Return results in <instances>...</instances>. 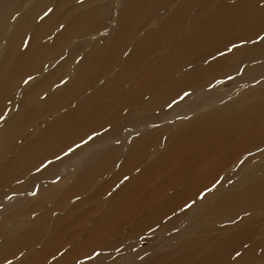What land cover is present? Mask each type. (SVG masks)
Here are the masks:
<instances>
[{"label": "bare ground", "instance_id": "obj_1", "mask_svg": "<svg viewBox=\"0 0 264 264\" xmlns=\"http://www.w3.org/2000/svg\"><path fill=\"white\" fill-rule=\"evenodd\" d=\"M49 7L53 12L38 20L37 16ZM60 24H64L63 29ZM256 27L258 17L253 18L241 0H83L81 4L76 0H0V114L8 112L7 118L0 121V195L9 187L13 191V184L26 176H33L31 173L48 160L53 147L64 143L73 147L93 132L96 135L89 143L75 150L73 157L62 160L63 164L67 162L65 166L54 164L56 167H47L54 168L53 173L47 168L39 173L47 186L32 205L28 206L31 200L26 202L22 212L30 213L47 200L48 206H41L47 220L68 202L67 194L77 188L83 190L82 186L100 173L102 160L106 165H118V174L113 176L117 179L125 170H131L132 179L138 175L119 202L118 213L124 206L135 214L154 202L158 204L160 191H174L180 180L190 182L205 175L210 180L218 179L240 149L236 135L242 119H252L263 110L264 94L263 101L249 107L243 103L249 99L247 91L264 86L263 81L253 83L264 77V45L247 44L245 49L224 56H217L216 50L224 51L229 40L252 35ZM22 38H30L23 53ZM246 63L252 66L246 65L242 76L250 83L238 100L237 94H221L213 99L219 90H200L208 72ZM28 75L35 79L25 85L23 80ZM61 79L68 83L60 85ZM190 89L197 92L172 105L179 91ZM45 93L46 99L41 100ZM9 100L11 103H7ZM237 105L241 107L235 115L232 109ZM224 114L226 117L219 122ZM148 152H152V163L143 167L132 164ZM59 176L62 178L53 182ZM116 182L110 181L100 189L107 194ZM194 183H190L191 190ZM14 192L19 200L25 197L18 189ZM106 194L100 193L97 198ZM178 195L172 197V203L183 201L184 197ZM71 205L68 202L64 206L68 217L54 219L49 245L57 242L62 234L58 228L76 212L78 206ZM87 217L81 213L72 226L85 222ZM25 224L19 239L8 236L0 245V261L14 255L23 244L33 242L37 235H30L31 230L44 223L31 216ZM17 228L2 234L13 235Z\"/></svg>", "mask_w": 264, "mask_h": 264}, {"label": "rangeland", "instance_id": "obj_2", "mask_svg": "<svg viewBox=\"0 0 264 264\" xmlns=\"http://www.w3.org/2000/svg\"><path fill=\"white\" fill-rule=\"evenodd\" d=\"M23 52L21 51V53ZM251 63H246L244 66L241 65V67L231 68L230 70L224 69L216 72H208L204 77L205 81L202 83L203 87L200 90H219L220 92L218 94L212 96L213 99L221 94L230 95L231 97L237 94L238 100L241 94L248 90V84L250 83L248 79H245V76H242V69L246 65L252 66L253 63ZM13 67L14 64L9 67L8 72ZM262 78L264 77L256 78V81L253 82L254 85L258 84V82L262 83V81L264 83V79ZM186 92L189 95L183 99H180L176 95L175 99L177 102L172 105L174 106L184 102L193 95V92L195 93L197 91L190 89L186 90ZM178 93L180 95L183 94L181 91ZM263 94L264 86L263 88L258 87L254 91H247L249 99L243 104H249V107L259 100L263 101ZM232 99L229 98V101L234 103L235 99L231 101ZM240 107V105H237L232 111L235 113ZM261 109L263 110L252 119H242V124L237 130L238 132L236 131L238 134L236 136L239 137L237 140H239L238 146L240 149L236 152V157L232 160L233 163L227 164L224 170L222 169L219 173L218 179L210 180L209 175H205L203 178L195 177L190 182L180 180L178 182V188L174 191L172 189L160 191L161 199L158 204L154 202L135 214H130L128 210L131 209H127L125 206L122 212L120 211L121 213L117 212V208L119 202L122 201V198L128 194L129 188L132 187L131 183L137 180L138 175L132 179L134 175L131 173V170H125L123 171L125 173L121 174L120 177L118 175V180L116 177H113L118 174L115 171L118 165L114 167V162L106 165V162L102 160L101 170L98 171L100 173L92 176L93 178L90 179L92 182L89 181L85 187L82 186L84 188L83 190L77 188L67 194L68 196L66 197L68 198L69 204L78 207L73 217L69 218L67 222L64 221L60 228H58L59 230L61 229L62 234L57 242L51 246L49 243L54 233L53 221L55 218L68 217V209L66 210L67 212L64 211L66 209L64 206L66 205L67 207L68 202L58 207L52 213L53 216L50 213L49 216L51 217H48L47 220L44 219L45 214H42L44 210L41 207L42 205L48 206L47 200L40 203L42 205H37L30 211V213L34 212L31 215L30 213L22 212L21 208L30 200L32 202L28 206L32 205L34 199H39L42 191L47 186L43 183L46 180L44 178L42 179L39 175L41 171H47L48 166L56 167L54 164L62 165V160L67 157H73L75 150L82 148L95 136L92 135V139H86V142L70 147L72 151H68L69 143L57 145L58 147L55 148L53 147L52 149L54 150L51 152L49 158H47V161H51L50 164H47L40 171L31 173L33 176H26V179L19 181V184H13L12 188L15 187L13 191L9 187L4 195H0V245L6 241L8 236H12L13 239H19L24 226L26 227L25 223L32 216L36 220L39 218L42 219V223L44 224L40 225L37 229L31 230L30 235H37L33 242L23 244L17 250L15 249L16 252L14 255L7 256L8 259L12 260V264H76L77 260L81 261V264H264V173H262L264 172V105ZM224 117H226V114L220 118L219 122H222ZM228 146L225 151L226 153L229 152L232 144ZM63 151L64 153H62ZM254 153L256 154L255 157ZM122 154H125V152L123 151ZM150 154L152 155V152H148L140 161H135L132 164H138L141 167L149 165L153 161ZM258 154L261 155L259 156ZM120 162H123L122 159ZM65 164L63 165L65 166ZM130 168L132 169L134 167ZM52 170L54 168L48 169V171H51L50 173H53ZM243 171L246 173L244 174ZM104 173L105 175H103ZM260 174H263L262 177ZM61 176L53 182H57L62 178ZM125 177H128V179L125 180ZM197 179L201 180L198 182ZM110 181L117 182L112 185L113 187L106 194V191L100 189V187L107 185ZM190 183H194L192 190L189 188L191 186ZM238 186L241 188L239 189ZM205 188H209L211 191L206 192L203 198H200L199 193L204 192ZM17 189L24 192L22 196L25 197H19L20 200L17 197L18 195L15 194L16 192H14ZM121 189L123 194L114 197V194ZM32 192H35L36 195H30ZM104 192L106 194L105 197L97 198L100 193L103 194ZM175 192H178L179 195ZM72 193L74 194L71 195ZM183 194H187V196ZM94 195L96 196L94 197ZM177 195L182 198L184 197L183 201L172 203V197ZM73 196L76 197L70 199ZM6 197H10V199H6ZM89 197L93 198L88 204H85L84 201H87ZM223 198H225V201ZM10 200H13L15 203L11 204ZM8 202L10 204H7ZM185 204H190L191 206L186 208ZM160 208L161 210H159ZM90 210L93 211L91 212ZM81 213L82 215L84 213L85 216H88L85 222L79 223L77 226H72V224H77L76 220L81 216ZM15 214L17 216H14ZM121 216L122 218H120ZM12 227H18V231L15 234H2L3 231H7ZM256 243L257 245H255ZM57 247L61 248L58 250ZM55 251L56 253H54ZM93 252L99 253V255L93 256ZM236 252H240L241 255L237 257ZM86 256H90L91 259H86ZM2 260L0 264H3Z\"/></svg>", "mask_w": 264, "mask_h": 264}, {"label": "snow or ice", "instance_id": "obj_3", "mask_svg": "<svg viewBox=\"0 0 264 264\" xmlns=\"http://www.w3.org/2000/svg\"><path fill=\"white\" fill-rule=\"evenodd\" d=\"M83 2V0H76L77 4H81ZM241 3L247 8L249 9V11L252 13L253 18L258 17L259 19V27H256L255 30L253 31L252 35H241L237 38V41H232L229 40L225 46H224V51H220L219 49L216 50V55L217 56H224L227 53H232L234 50L235 51H240L242 49H245V45L247 44H251V45H264V0H241ZM53 12V8L49 7L47 8L46 11L43 12V15H38L37 19L38 20H43L45 17H48L51 13ZM16 17H13V19H15ZM60 28L63 29L64 28V24H60ZM29 43H30V38L29 39H23L21 40V51L26 50L29 47ZM246 51H250V50H246ZM125 55H127V53H125ZM209 56H211V53H209ZM213 59L215 57H212ZM204 63H208L207 60L204 61ZM46 67V66H45ZM35 78L32 75H28L26 79L23 80V83L25 85L29 84L30 81H33ZM68 83L67 79H61L60 80V85H66ZM54 87H59V85H54ZM47 93H45L44 96H41L40 99L44 100L47 97ZM177 95L179 96L180 99H183L185 96L189 95L188 92H183L182 95H180V93H177ZM145 99H147V97H145ZM177 101L176 99L172 100V104H175ZM7 103H11V101L9 100ZM172 105L169 104L168 107H171ZM72 107H75V105H72ZM125 111H127V109H125ZM8 116V112L5 111L3 114H0V121H4ZM93 135H96L95 132H93ZM88 139H92V136H89ZM82 142H86V141H82ZM117 143H119V141H117ZM68 151H72L71 148L68 149ZM57 159H59V157H57ZM51 161H47L46 163H41L40 167L37 168V171H40L42 168L46 167L47 164H50ZM125 180L128 179V177L124 178ZM218 183V182H217ZM213 187H215V185H213ZM211 191V189L209 188H205L204 192L199 193L200 198H203V196L205 195L206 192ZM30 195L35 196L36 193L32 192L30 193ZM6 199H10V197H6ZM190 204H185V207H190ZM245 247H247V245H245ZM21 255H23V253H21ZM93 256H98L99 253L93 252L92 254ZM241 255L240 252H236V256L239 257ZM86 259H91L90 256H86ZM3 264H12V260L8 259L7 256H5L3 258ZM76 264H81V261L77 260Z\"/></svg>", "mask_w": 264, "mask_h": 264}]
</instances>
